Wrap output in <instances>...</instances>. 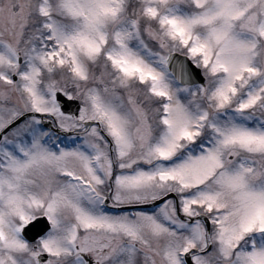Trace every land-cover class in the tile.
Masks as SVG:
<instances>
[{"label": "snow or ice", "instance_id": "snow-or-ice-1", "mask_svg": "<svg viewBox=\"0 0 264 264\" xmlns=\"http://www.w3.org/2000/svg\"><path fill=\"white\" fill-rule=\"evenodd\" d=\"M0 264H264V0H0Z\"/></svg>", "mask_w": 264, "mask_h": 264}]
</instances>
